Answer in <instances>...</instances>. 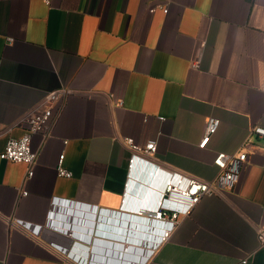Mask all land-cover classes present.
I'll return each mask as SVG.
<instances>
[{
  "label": "crops",
  "instance_id": "obj_1",
  "mask_svg": "<svg viewBox=\"0 0 264 264\" xmlns=\"http://www.w3.org/2000/svg\"><path fill=\"white\" fill-rule=\"evenodd\" d=\"M61 88L73 93L51 134L32 138L33 176L0 159V264H112L93 260L96 239L124 244L97 235L99 214L90 226L63 222L54 201L149 220L137 211L156 196L133 204L137 167L149 166L155 185L168 172L211 181L216 155L247 138L231 191L204 198L161 242L157 232L139 238L138 260L119 262L264 264V138L251 134L264 129V0H0V154L26 134L24 115ZM209 118L220 126L201 149ZM128 138L155 140L157 151L129 168ZM62 155L71 178L58 176Z\"/></svg>",
  "mask_w": 264,
  "mask_h": 264
},
{
  "label": "built area",
  "instance_id": "obj_2",
  "mask_svg": "<svg viewBox=\"0 0 264 264\" xmlns=\"http://www.w3.org/2000/svg\"><path fill=\"white\" fill-rule=\"evenodd\" d=\"M44 1L47 4L50 3V0ZM162 9L165 14L169 11L167 6ZM72 93L73 91L67 88L52 91L40 103L29 110L21 119V123L26 126V134L20 139H9L4 151L0 154V159L27 165L28 175L26 179L31 178L38 159V153L32 148V138L38 133H42L46 137L51 134L62 112L63 107L61 105ZM161 120L164 121L163 118ZM219 126L220 120L215 118H209L207 120L205 134L199 143V148H206L211 137L218 131ZM251 134L264 138V129L253 127ZM123 142L131 153L129 168L134 166L139 156L148 158L153 156L157 151V143L155 140H151L143 146L136 144L133 139L129 138L124 139ZM251 144V138H247L237 153H218L214 159V165L218 169V174L211 181H204L175 172H168L164 181L161 184L155 185L153 192L156 197L153 206H145L137 212L140 215L143 213L147 214L148 219L154 223L155 227L153 232L158 233V242L167 238L180 225V217L189 216L204 198L226 195L235 187L249 159L248 148ZM63 160L64 155L60 157L57 168L58 176L71 178L73 174L63 167ZM23 195H27V193ZM54 204L56 205V201H54ZM23 224L36 234L40 235L42 233V227L26 223ZM257 235L259 242L264 245V227L258 228ZM148 237L152 239L149 234ZM51 245L60 250L62 248V246L55 242H52ZM157 245L155 244L153 247ZM137 252L143 253L142 251ZM69 256L71 257L70 254ZM138 258L139 256L136 255L133 260H138ZM142 259L141 261H144V257ZM242 263L246 264L247 260Z\"/></svg>",
  "mask_w": 264,
  "mask_h": 264
},
{
  "label": "water",
  "instance_id": "obj_3",
  "mask_svg": "<svg viewBox=\"0 0 264 264\" xmlns=\"http://www.w3.org/2000/svg\"><path fill=\"white\" fill-rule=\"evenodd\" d=\"M135 175L132 198L134 200L133 204L139 207L151 198L152 190L155 188V175L149 166L137 167ZM56 205L63 208L59 211L62 213L61 220L75 225L87 224L90 226L95 224L96 216L99 214L98 221L102 226L99 228L100 234L97 233V235L107 239L117 238L124 242V244H115L110 241L96 239L93 244V260H102L112 264H120L123 261L126 263L128 260L133 259L136 252L131 244H134L136 240L138 242L139 238L147 239L148 234H151L155 227L152 221L137 215L99 211L93 206L61 200L56 201ZM57 218L58 216L55 215L54 220H58ZM88 243H91V239L88 240ZM76 247L79 248V246Z\"/></svg>",
  "mask_w": 264,
  "mask_h": 264
},
{
  "label": "bare ground",
  "instance_id": "obj_4",
  "mask_svg": "<svg viewBox=\"0 0 264 264\" xmlns=\"http://www.w3.org/2000/svg\"><path fill=\"white\" fill-rule=\"evenodd\" d=\"M153 191V190H152ZM143 207H145V206H143ZM96 233H98V234H100V232H99V228H98V230H97V232ZM61 249H64V248H61ZM73 255V254H72ZM75 258H77V260H79L80 259V255H75ZM80 263H82V264H87V260L84 262V260L83 259H81L80 260Z\"/></svg>",
  "mask_w": 264,
  "mask_h": 264
}]
</instances>
